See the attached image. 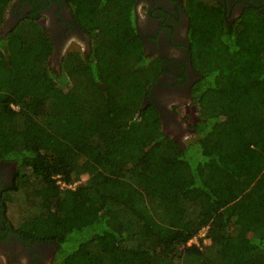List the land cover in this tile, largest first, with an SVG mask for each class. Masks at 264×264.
Wrapping results in <instances>:
<instances>
[{
    "label": "trees",
    "instance_id": "obj_1",
    "mask_svg": "<svg viewBox=\"0 0 264 264\" xmlns=\"http://www.w3.org/2000/svg\"><path fill=\"white\" fill-rule=\"evenodd\" d=\"M12 1L0 0V161L17 164L5 237L55 242L50 264H264V7L229 25L223 2L190 3L198 109L182 142L144 104L167 59L132 47L137 0H74L91 44L59 71L39 12L3 32Z\"/></svg>",
    "mask_w": 264,
    "mask_h": 264
},
{
    "label": "flooded vegetation",
    "instance_id": "obj_2",
    "mask_svg": "<svg viewBox=\"0 0 264 264\" xmlns=\"http://www.w3.org/2000/svg\"><path fill=\"white\" fill-rule=\"evenodd\" d=\"M193 2L194 0H137L136 26L145 54L167 59L165 72L159 76L158 82L144 102L147 104L153 101L159 107L164 127L168 131L177 130V132L173 131L176 137H180L186 130L169 110L167 101H172L171 106L188 99L192 101L191 85L196 73L188 57L187 32L188 8ZM218 2L225 4L224 11L229 25L243 13L247 6L262 5L264 7V0H218ZM139 6L144 8V13L141 14L138 11ZM37 12L50 20L49 26L45 27L54 40V58H58L73 36L82 38L80 45L86 48L84 51L88 50L91 44L90 35L77 23L71 0L68 2L65 0H13L3 23V32L13 27L20 18ZM16 169L15 162L0 161V201H2L4 187L12 185ZM3 203V201L0 203L1 215ZM4 232V224L0 217V255L7 257L8 263L46 264L47 259L53 258L55 242L34 241L26 244L12 234L6 238Z\"/></svg>",
    "mask_w": 264,
    "mask_h": 264
},
{
    "label": "rangeland",
    "instance_id": "obj_3",
    "mask_svg": "<svg viewBox=\"0 0 264 264\" xmlns=\"http://www.w3.org/2000/svg\"><path fill=\"white\" fill-rule=\"evenodd\" d=\"M82 3L83 2H87V6L89 9H91L95 3V6H97L96 4L98 2H100V0H80ZM72 3H74V0H71ZM138 11L142 14L144 13V8L142 7H138ZM94 12L90 13L93 14ZM41 22L44 26H49V22L50 20H48L47 17H42L41 18ZM75 40V41H74ZM82 40V38H80L79 36H73L71 41H68L66 43V45L64 46L62 53L59 54L58 58H54V54L51 60V66L59 71L60 70V64H61V59L62 57L66 54V52H68L69 50H80V51H84L86 48H84L82 45H80V41ZM142 42L140 41H136L134 43H132V47H137L139 49H143L142 47ZM172 101L168 100L167 101V106L169 108V110L171 111V113L173 114L174 117L177 118V120L183 124L184 126V130H186L180 137H176L177 135H175L173 133L177 132V130H170L168 131L167 128L164 127L165 132L166 133H170L173 137L181 140L182 142L188 140L191 137V133L189 129L191 122L197 117L196 113H197V106L195 104H193L191 102V99H188L187 101H183L181 103H178L177 105H172L171 106ZM144 104H146V102H144ZM86 178V177H85ZM7 210H8V216H10V218L12 219V222L17 223L19 218H20V213L21 211H19V207H18V203L17 202H8L7 203ZM201 236H204V230H202L201 232ZM197 239H193L191 242H195ZM209 241V240H206ZM55 254V251L54 253ZM7 257H4L2 255H0V262H7ZM50 260L51 259H47L46 260V264H50ZM16 262V261H13ZM14 264H22L21 263H14Z\"/></svg>",
    "mask_w": 264,
    "mask_h": 264
},
{
    "label": "built area",
    "instance_id": "obj_4",
    "mask_svg": "<svg viewBox=\"0 0 264 264\" xmlns=\"http://www.w3.org/2000/svg\"><path fill=\"white\" fill-rule=\"evenodd\" d=\"M62 185H64V184H62ZM70 186H73V185H70Z\"/></svg>",
    "mask_w": 264,
    "mask_h": 264
}]
</instances>
